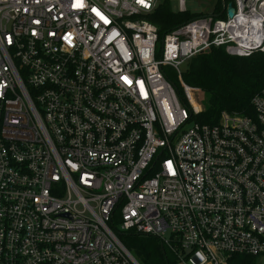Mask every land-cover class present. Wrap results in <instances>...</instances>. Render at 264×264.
Returning <instances> with one entry per match:
<instances>
[{
    "label": "built area",
    "instance_id": "built-area-1",
    "mask_svg": "<svg viewBox=\"0 0 264 264\" xmlns=\"http://www.w3.org/2000/svg\"><path fill=\"white\" fill-rule=\"evenodd\" d=\"M219 2L161 40L159 0H0V264H264V88L209 124L167 78L264 53V0Z\"/></svg>",
    "mask_w": 264,
    "mask_h": 264
},
{
    "label": "trees",
    "instance_id": "trees-1",
    "mask_svg": "<svg viewBox=\"0 0 264 264\" xmlns=\"http://www.w3.org/2000/svg\"><path fill=\"white\" fill-rule=\"evenodd\" d=\"M197 16L190 11H175L165 0L149 19L157 26L162 40L166 33ZM169 72L167 78L174 84L183 102H187L185 85L208 97L210 104L198 114V121L218 123L223 112L253 117L252 97L264 88V53L234 56L224 47L213 46L186 62L181 79L176 72ZM116 232L140 264H176L175 255L158 238L133 231Z\"/></svg>",
    "mask_w": 264,
    "mask_h": 264
},
{
    "label": "rangeland",
    "instance_id": "rangeland-1",
    "mask_svg": "<svg viewBox=\"0 0 264 264\" xmlns=\"http://www.w3.org/2000/svg\"><path fill=\"white\" fill-rule=\"evenodd\" d=\"M165 0H159V3H163ZM218 0H186V9L192 13H209L212 11L215 3ZM171 7L175 11L180 10L179 0H168ZM182 77H179L181 79ZM192 101L199 108H207L210 104L208 97L205 94H199L197 91L191 90ZM187 98V97H186ZM188 101V100H187ZM208 102V103H207Z\"/></svg>",
    "mask_w": 264,
    "mask_h": 264
},
{
    "label": "water",
    "instance_id": "water-1",
    "mask_svg": "<svg viewBox=\"0 0 264 264\" xmlns=\"http://www.w3.org/2000/svg\"><path fill=\"white\" fill-rule=\"evenodd\" d=\"M234 13H235V9L233 7V4L231 3L228 6L227 14H228L229 17H233Z\"/></svg>",
    "mask_w": 264,
    "mask_h": 264
},
{
    "label": "crops",
    "instance_id": "crops-1",
    "mask_svg": "<svg viewBox=\"0 0 264 264\" xmlns=\"http://www.w3.org/2000/svg\"><path fill=\"white\" fill-rule=\"evenodd\" d=\"M219 3H220V2H219V0H218V1L215 3L213 9H214V8L217 9V7L219 6ZM220 8H221V4H220V6H219V9H220ZM213 9H212V11H213Z\"/></svg>",
    "mask_w": 264,
    "mask_h": 264
}]
</instances>
